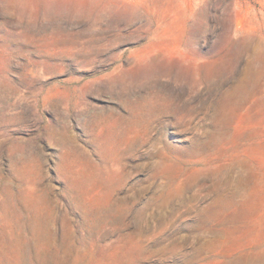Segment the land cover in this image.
<instances>
[{
  "label": "rangeland",
  "instance_id": "374dc122",
  "mask_svg": "<svg viewBox=\"0 0 264 264\" xmlns=\"http://www.w3.org/2000/svg\"><path fill=\"white\" fill-rule=\"evenodd\" d=\"M0 264H264V0H0Z\"/></svg>",
  "mask_w": 264,
  "mask_h": 264
}]
</instances>
